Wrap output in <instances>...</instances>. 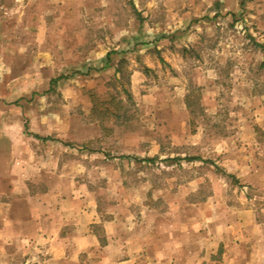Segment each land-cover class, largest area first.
Returning a JSON list of instances; mask_svg holds the SVG:
<instances>
[{"label":"rangeland","instance_id":"374dc122","mask_svg":"<svg viewBox=\"0 0 264 264\" xmlns=\"http://www.w3.org/2000/svg\"><path fill=\"white\" fill-rule=\"evenodd\" d=\"M0 102L71 117L80 264H264V0H0Z\"/></svg>","mask_w":264,"mask_h":264},{"label":"crops","instance_id":"0c3cea01","mask_svg":"<svg viewBox=\"0 0 264 264\" xmlns=\"http://www.w3.org/2000/svg\"><path fill=\"white\" fill-rule=\"evenodd\" d=\"M26 115L23 106L0 102V249L5 264H80L84 253L110 250L118 240L112 235L100 241L94 231L97 205L92 208L89 193L75 185L74 170L84 165L74 163L66 141L73 131L71 117L39 112L27 124Z\"/></svg>","mask_w":264,"mask_h":264},{"label":"trees","instance_id":"16d2710c","mask_svg":"<svg viewBox=\"0 0 264 264\" xmlns=\"http://www.w3.org/2000/svg\"><path fill=\"white\" fill-rule=\"evenodd\" d=\"M110 57H111V54H108V55H107V59H106V65H105L104 67H107V66H108V64H109V62H110ZM56 81H57V79H53V80H52V83H55ZM191 159H195V158H191ZM147 160H149V161H154L153 158H149V159H147Z\"/></svg>","mask_w":264,"mask_h":264}]
</instances>
